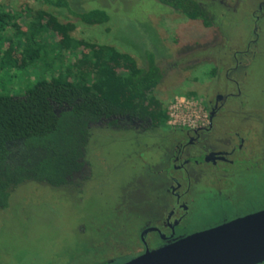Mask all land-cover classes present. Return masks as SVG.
<instances>
[{
	"label": "rangeland",
	"instance_id": "rangeland-1",
	"mask_svg": "<svg viewBox=\"0 0 264 264\" xmlns=\"http://www.w3.org/2000/svg\"><path fill=\"white\" fill-rule=\"evenodd\" d=\"M68 1L75 11L104 8L110 13L113 23L85 24L74 19L65 9L43 7L34 0H0V8L14 14L20 30H24L30 12L42 7L62 22H75L76 27L71 33L74 38L112 45L119 51L130 53L141 64L145 62L144 54L132 45L141 47V40L154 44L156 49L162 50L156 57V63L163 76L155 94L166 104L169 114L167 125L170 127L192 128L205 121L206 111L201 94L211 88V69L214 64L220 67L232 66L234 51L244 49L255 37L253 29L257 20V51L246 68L244 102L247 106L244 111L257 112L264 120V15L261 14L264 13V8L259 9L264 0H198L212 12L213 20L209 27H205L200 20L186 18L157 0ZM4 26L0 32L1 51L8 45V41L2 44L4 36L15 42L14 37L18 39V36L14 33L19 32L13 27ZM48 37L51 42L57 40L53 33ZM82 50L78 47L72 52L55 51L51 55L55 66L45 74V67L41 64L17 68L0 63V95H24L38 78L43 75L49 78L66 69L67 64L80 55ZM227 88L232 86L227 85ZM215 90L219 91L218 88ZM191 91L194 95H185ZM233 102L235 101H229L228 107L230 110H237V105ZM230 120V124L243 128V131H250L256 137V151L259 150V145L264 147L263 132L256 122L249 121L241 126L236 117L233 116ZM178 123L180 126H177ZM104 126L102 123L92 129L86 151V162L92 166V176L87 185H83L88 190L82 199L78 198L76 184L72 182L54 188L28 181L12 191L8 209H0V264H75L83 257L80 251L86 241L82 234L75 231L77 221H86L88 213L95 216L98 223L114 220L116 213H119V198L129 189L134 190L136 181L140 178L145 182L151 179L149 166L158 162L161 155L153 147L154 140L143 135L136 138L126 131L103 129ZM228 127L233 130L229 124ZM141 143L148 145L143 152L140 149ZM140 154L142 155L139 156ZM245 175L248 176L247 173ZM245 175L240 177L245 178ZM260 182L262 186L258 183L250 191V196L257 204L260 193L264 191V173ZM205 196L207 194L198 193L189 196L193 213L191 221L197 226L194 227L196 229H189L185 225L181 227L182 231L197 230L215 223L224 217L226 209L230 213L237 212L231 205L222 208L217 203L210 204L206 209L203 200ZM46 207L53 211L57 209L59 218L55 222L41 218V210ZM29 211L34 213L33 217L28 218ZM96 240L99 239H87V244ZM77 254L81 256L70 261Z\"/></svg>",
	"mask_w": 264,
	"mask_h": 264
},
{
	"label": "trees",
	"instance_id": "trees-1",
	"mask_svg": "<svg viewBox=\"0 0 264 264\" xmlns=\"http://www.w3.org/2000/svg\"><path fill=\"white\" fill-rule=\"evenodd\" d=\"M34 1L43 7L65 9L85 24L109 25L113 19L101 7L75 11L68 0ZM157 1L188 19L200 20L205 27L212 23V12L203 2ZM30 13L20 30L16 16L0 8V32L4 25L19 31L14 33L18 36L15 42L4 36L2 44L8 41V45L0 50L2 65L27 68L41 64L45 74L55 66L51 59L55 51L83 50L66 69L38 78L24 95H0V208L7 206L10 192L24 182L66 185L67 178L86 162L96 124L107 121L111 125L128 116L157 128L168 126L166 104L155 94L163 77L156 63L162 50L144 40L139 41L141 47L132 45L144 54L141 64L112 45L74 38L72 20L62 22L42 7ZM52 33L57 40L51 42L48 35Z\"/></svg>",
	"mask_w": 264,
	"mask_h": 264
},
{
	"label": "flooded vegetation",
	"instance_id": "flooded-vegetation-1",
	"mask_svg": "<svg viewBox=\"0 0 264 264\" xmlns=\"http://www.w3.org/2000/svg\"><path fill=\"white\" fill-rule=\"evenodd\" d=\"M263 8L264 1L259 5V9ZM261 14L264 15L263 12ZM258 29L256 20L253 29L255 37L244 49L234 51L232 66L220 67L214 64L211 69V88L201 94L206 112L205 121L200 125L192 128H157L148 121L128 116L117 118L111 125L106 121L105 126L111 130L126 131L136 138L143 135L153 139V147L161 155L158 162L149 166L151 179L145 182L140 178L136 181L134 190L129 189L119 198V213H116L114 220L98 223V219L90 213L86 221L77 219L80 221L74 226L75 231L82 234L86 241L80 251L83 257L75 264H123L147 250L157 249L192 233L264 210V191L260 193L259 204L250 196V191L258 183L262 186L260 181L264 173V147L259 145V150L256 151V137L250 131H243V128L230 124L233 116L241 126L254 121L264 136L263 116L257 112L244 111L247 106L244 102L246 68L257 51ZM237 74L239 75L236 76ZM227 85L232 88L228 89ZM229 101H235L233 103L237 105V110L229 109ZM228 124L233 130H229ZM140 145L141 152L148 148L147 144ZM257 174L260 175L259 178ZM242 175L245 178L240 177ZM91 176L92 166L85 162L79 171L67 178V184H76L79 199L88 190L85 188ZM234 176L235 179L231 180ZM200 185L202 187L199 189ZM12 191L7 206L0 208L1 210L8 209ZM194 193L207 194L203 199L206 209L210 204L217 203L222 208L231 205L237 212L230 213L226 209L224 217L219 221L197 230L182 231L181 227L185 225L189 229H196L194 227L197 226L191 221L193 213L189 200V196ZM41 211V218L45 221L55 222L59 218L57 209L53 211L46 207ZM29 212L28 218L33 217L34 213ZM133 219L139 221L135 222ZM87 239L99 240L87 244ZM80 254L70 261L80 257ZM259 264H264V261Z\"/></svg>",
	"mask_w": 264,
	"mask_h": 264
},
{
	"label": "water",
	"instance_id": "water-1",
	"mask_svg": "<svg viewBox=\"0 0 264 264\" xmlns=\"http://www.w3.org/2000/svg\"><path fill=\"white\" fill-rule=\"evenodd\" d=\"M264 261V210L192 233L123 264H259Z\"/></svg>",
	"mask_w": 264,
	"mask_h": 264
},
{
	"label": "built area",
	"instance_id": "built-area-1",
	"mask_svg": "<svg viewBox=\"0 0 264 264\" xmlns=\"http://www.w3.org/2000/svg\"><path fill=\"white\" fill-rule=\"evenodd\" d=\"M169 115V114H168ZM170 116H172V114L170 113ZM174 124H176V123H174ZM177 126H180V124L178 123V125Z\"/></svg>",
	"mask_w": 264,
	"mask_h": 264
}]
</instances>
